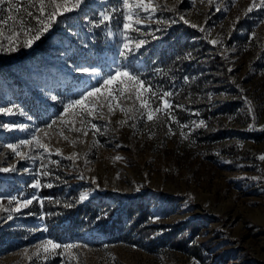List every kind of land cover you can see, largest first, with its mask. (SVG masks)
<instances>
[{"label": "rangeland", "instance_id": "1", "mask_svg": "<svg viewBox=\"0 0 264 264\" xmlns=\"http://www.w3.org/2000/svg\"><path fill=\"white\" fill-rule=\"evenodd\" d=\"M158 2L175 6L177 11H158L151 28L141 25L142 32L133 33L148 41L134 60L119 55L122 20L120 24L113 20L93 27L85 19L98 22L99 13L119 8L120 0H85L80 10L59 18L31 48L0 53V107L14 104L26 113L0 114V124L29 125L25 131L0 127V167L15 165L17 169L0 172V196L29 198L34 191L29 185L44 170L40 167L44 163L62 175L58 190L65 194L73 190L78 198L89 194L82 202L112 203L115 213L143 205L147 214L142 223L150 228L140 232L126 229L116 237L101 232L95 224L77 234L56 233L40 216L39 203L38 210L32 204L20 213H11V221L7 220L8 212L0 211V264H69L67 253L51 254L47 259L42 251L34 255L45 239L89 245L78 250L79 264H264V161L258 158L264 154V10L245 14L251 0H214L212 5L207 0ZM180 14L205 31L185 24ZM114 15L119 17L120 13ZM237 17L240 19L234 25ZM156 19L161 23H155ZM173 20L176 22L171 23ZM246 24L249 27H243ZM157 28L158 39H152L149 33ZM253 32L255 38H251ZM172 35L187 40L193 48L195 55L187 57L186 71L204 78L202 99L189 103L184 109L185 121H179L189 127L181 129L172 123L175 135L166 134L168 122L163 113L156 123L145 118L121 126L117 121L125 117L117 109L110 122L93 121L102 129L95 136L90 125L86 137L65 127L69 141L59 135V126L48 129L49 137L42 138L52 155L45 153L43 160L42 150L24 147L21 150L35 159H19L3 147L30 139L36 127L44 128L59 116L68 99L78 98L88 86H98L95 79L72 71L71 63L98 66L101 76L128 64L146 80L162 43L169 42ZM213 39L220 43L213 45ZM213 56L221 60L212 62ZM52 96L59 99L53 101ZM245 97L252 101L255 121L247 113ZM202 100V106L209 110L207 117L200 110ZM122 102L127 107L133 104ZM200 120L206 127L194 126ZM150 133H154L151 138ZM57 148L62 156L55 154ZM73 152L78 158L67 159ZM51 160L59 161V166ZM44 178L50 179L40 177L42 184L47 182ZM38 194L43 198L40 190ZM3 203L5 208L15 207L7 200ZM110 253L116 258L114 262Z\"/></svg>", "mask_w": 264, "mask_h": 264}, {"label": "snow or ice", "instance_id": "2", "mask_svg": "<svg viewBox=\"0 0 264 264\" xmlns=\"http://www.w3.org/2000/svg\"><path fill=\"white\" fill-rule=\"evenodd\" d=\"M181 0H177L180 3ZM195 3V0H193ZM205 0H200V3H204ZM209 5L214 3V0H207ZM85 4V0H0V53H14L17 52L21 47L31 48L37 41H39L54 24L58 23L59 18L66 17L67 14L74 11L80 10L81 6ZM256 9L264 10V0H251V3L246 9V13H251ZM168 10L177 11L175 6L168 7L166 4L161 5L158 0H120V7H113L110 10H105L99 13L100 19L98 22L91 20L87 16L85 19L93 27H99L104 24H111L113 20H116L120 24L122 20V29L119 32L122 42L120 44V57L128 58L132 57L133 60L136 58V54L148 43L146 39L138 38L133 33H141V25H146L151 28L153 16L158 11ZM222 9L216 8V11ZM119 12V17L115 16L114 13ZM143 14V15H142ZM179 14V13H178ZM179 19L185 24H190L192 28H199L201 32L205 31V28L196 24L190 23L184 15L180 14ZM240 17L236 18L234 25L238 22ZM176 21H171L175 23ZM264 23V21H261ZM155 23H161L160 19H156ZM160 31L159 28L154 29L149 33L152 39H158L155 32ZM7 33V34H6ZM112 35L111 32L108 33ZM256 33L251 34V38H255ZM213 45L220 43L219 40L213 39L210 41ZM190 55V54H189ZM132 61H129V64ZM70 67L72 71L79 73L83 77L95 79L98 86H88L83 90L78 98L68 99L66 103H63V111L57 116L56 119L47 123L44 128L36 127L32 133L30 139H22L17 143H8L3 145L6 149L10 150L15 157L19 159H35L30 157L27 151L21 149L27 147L29 151L32 149L42 150L40 152L41 160L44 159V154L48 156L52 155L49 144L45 143L42 137H49L48 129H54L59 126V135L66 141H69V136L64 135V128L66 127L69 132L82 133L83 136H88L89 132L87 126L95 130L92 134L95 136L101 133L102 129L93 122L95 120H106L110 122V116L115 114L118 109L124 115V119L117 121L121 126L128 123L129 120L135 121L137 119H145L148 122L156 123L160 119V114L163 113L166 122H168V133L169 135H175L172 132L171 125L175 123L181 129L189 127L186 124H180L179 120L173 114L174 108H182V105H174L171 102V98L175 95L173 91L163 90L159 91L147 80L143 79L140 74L131 70L128 64L123 66H117L114 70H110L106 76H101V69L98 66L84 64L71 63ZM231 71V69H229ZM185 77V81H187ZM86 85L88 81H83ZM147 94V95H146ZM53 101H57V96H52ZM247 104V113L253 121L256 120V114L252 105V101L244 98ZM122 101H132L131 107L124 106ZM115 102V103H114ZM138 102V105H137ZM15 110V111H14ZM0 114L4 115H26V113L19 109L16 105L11 107H0ZM71 117V119H69ZM31 120L32 117L28 116ZM231 119V117H230ZM79 123V127H77ZM131 127L135 128L136 124L132 123ZM195 127H206L205 121L200 120L198 124L194 123ZM0 127L4 129H19L25 131L29 128L26 124H0ZM253 127V125H249ZM107 124H105L103 131H107ZM264 130V126H262ZM154 135V133H150ZM180 135L187 138V134L183 131ZM79 137L77 138V140ZM77 140H70V143L75 145ZM83 142V141H80ZM56 155H61L60 149H55ZM2 155V154H0ZM70 160L78 158V154L73 152L70 156L66 157ZM259 160L264 161V154H261ZM116 159H120L117 157ZM51 163L55 166H59V161L51 160ZM43 171L37 173L33 178L32 183L29 185L34 191L29 198H23L17 196L3 197L0 196V211L8 212L7 220H13L11 213H20L21 209H26L33 202L39 203L41 206L44 204V199L38 194L42 187H53V184H42L40 177L50 176L53 173L47 169L44 163L40 165ZM17 171L15 165H9L8 167H0V172L9 173ZM24 171H29L25 169ZM83 179V176L80 177ZM253 179H257L253 177ZM95 182V178H93ZM139 190V189H137ZM89 198L88 193H82L79 197L80 201L87 200ZM49 202L60 203V201H53L52 198H46ZM7 200L9 205L15 203L14 208H5L4 201ZM72 204H66L65 207H72ZM30 214V213H29ZM101 217H97L99 220ZM159 219V217H156ZM47 229L45 228L44 231ZM107 247V246H105ZM88 249L89 245L80 243L61 244L52 239H45L37 245V253L39 255L42 251L44 259H47L49 255L56 254L63 256L65 253L71 257V261H75L79 264V249ZM63 250V251H58ZM77 250V251H73ZM27 252V250H25ZM110 259L114 262L115 256L109 254ZM31 260L32 258L29 257ZM71 261L69 264H71ZM198 264V262H194Z\"/></svg>", "mask_w": 264, "mask_h": 264}, {"label": "trees", "instance_id": "3", "mask_svg": "<svg viewBox=\"0 0 264 264\" xmlns=\"http://www.w3.org/2000/svg\"><path fill=\"white\" fill-rule=\"evenodd\" d=\"M243 27H249L247 24ZM240 39V37L238 38ZM165 46V48H163ZM193 48H189L187 40H181L174 35L170 37V41H164L161 45V52L157 54L156 62L152 63L151 72L146 74L149 81L155 89L159 91L170 90L175 93L171 98L174 105H182V108H174L173 113L177 120L185 121L187 112L185 107H190L189 103L195 102L203 96V77H197L186 71L187 57L195 55ZM189 50L191 52H189ZM149 59H154L150 56ZM221 58L219 56L211 57L212 62H218ZM153 68V69H152ZM150 69V68H149ZM187 77V81H185ZM203 100L201 102V113L207 117L209 110L203 107ZM205 106V105H204ZM192 108V107H191ZM198 109L199 107H194ZM203 131V130H202ZM204 132V131H203ZM52 175L48 176L44 184L51 183L53 187H42L40 193L43 196L44 204L41 206V217L48 228L56 233L77 234L84 227L90 225H99L101 232L112 237H116L119 233L126 229H136L140 232L143 228L147 230L149 226H143L142 219L147 214V210L143 205L129 206L125 213H115V207L112 203L97 202L95 200H88L82 202L78 198L77 192L70 190L64 193L63 190H58L60 185V176L57 169L51 170ZM46 198H52L53 201H60V203L49 202ZM37 202H33V209L38 210ZM66 204H72V207H65ZM35 205V206H34ZM126 214V217L124 218ZM97 217H101L99 220ZM192 227V226H188Z\"/></svg>", "mask_w": 264, "mask_h": 264}]
</instances>
